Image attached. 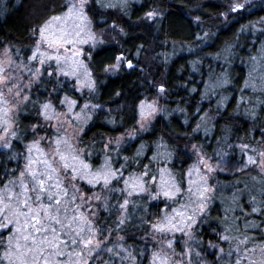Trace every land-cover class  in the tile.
<instances>
[{"label": "trees", "instance_id": "trees-1", "mask_svg": "<svg viewBox=\"0 0 264 264\" xmlns=\"http://www.w3.org/2000/svg\"><path fill=\"white\" fill-rule=\"evenodd\" d=\"M67 8V0H0V55L7 49L16 61H30L39 28ZM87 12L104 36L89 53V89L79 93L77 75H49V65L22 89L27 100L20 106L0 85V188L19 177L29 156H40L34 142L53 158L55 141H67L61 152L77 155L93 175H113L107 184L75 181L85 198L77 201L88 221L83 234L92 243L81 256L58 257L62 264H160L157 257L167 264H249L264 246V174L257 168L264 86L249 87L252 59L264 45V0H136L111 9L90 0ZM118 59L135 67L107 75ZM214 79L223 87L211 96L204 90ZM86 103L93 115L70 142L47 115ZM148 104L159 113L140 130ZM207 114L213 124L205 133L199 124ZM220 157L254 164L227 175L216 171ZM164 181L180 191L164 196ZM166 217L175 227H153ZM9 236L0 230V257Z\"/></svg>", "mask_w": 264, "mask_h": 264}, {"label": "snow or ice", "instance_id": "snow-or-ice-1", "mask_svg": "<svg viewBox=\"0 0 264 264\" xmlns=\"http://www.w3.org/2000/svg\"><path fill=\"white\" fill-rule=\"evenodd\" d=\"M86 2L87 0H78V3L69 6L66 13L50 17L39 28L40 38L36 42V51L39 52L40 46L44 45L57 53L47 56L40 53V64L55 60L58 66L61 63L67 65L68 71L60 69L65 76L76 73L79 65L75 56H78L79 52L75 50V46L85 42L79 37L87 20L83 11ZM77 20L80 21L79 24L76 23ZM61 49L65 52L63 56L59 54ZM69 52L72 53L71 56L67 55ZM31 59H36V53H33ZM2 71L3 69H0V72ZM38 73L39 69H37ZM7 84L8 77L0 76V85L7 86ZM8 90L11 92L12 89ZM2 95L3 93L0 92V96ZM48 107L49 105H44L45 109ZM61 143L67 144V141L56 140V147L51 153L53 158H50L49 154L38 146V142H34L35 150L40 156L38 158L29 156L19 177L9 180L4 183L3 188H0V230H10L7 247L0 260H6L7 264H62L58 257L73 254L81 256L92 243V239L83 234L84 225L88 221L79 211L81 205L77 204V201H83L85 198L80 194L75 181L86 179L92 184L103 178L104 183L107 184L109 175L113 174L98 172L93 175L89 171V165L79 160L77 155L61 152L59 148ZM31 151L30 148L29 152ZM162 190L164 196L172 197L180 191V188L176 186L175 191H172L167 181H164ZM191 191L190 188L189 192ZM200 196L203 197V192ZM176 215L184 218L182 212ZM172 219L166 217V224L153 227L158 231H164L165 227L171 224ZM187 219L192 220V217ZM171 226L175 227L174 224ZM77 245L82 246L79 253L75 252ZM65 249L72 251L66 253ZM157 259L160 260V264H167L166 258L157 257Z\"/></svg>", "mask_w": 264, "mask_h": 264}, {"label": "rangeland", "instance_id": "rangeland-1", "mask_svg": "<svg viewBox=\"0 0 264 264\" xmlns=\"http://www.w3.org/2000/svg\"><path fill=\"white\" fill-rule=\"evenodd\" d=\"M102 7L106 9H111L115 7L125 8L129 3L135 2L136 0H100ZM68 8L73 3H78V0H67ZM90 3V0H87L84 6V14L87 17V20L84 22L83 31L80 34L79 39L85 41L84 43H78L75 46V50H78L79 55L75 56V60L78 62V69L74 75L78 76L77 82L80 84L77 85V91L82 93L89 89L91 86V72L88 66V57L91 50L95 47L99 46L103 43L104 36L101 33H97L92 28V21L88 15L87 8ZM67 8V11H68ZM66 11V12H67ZM65 12V13H66ZM77 24L80 21H76ZM40 37H38L37 41ZM36 41V42H37ZM35 42V51L36 59L28 61L27 63L18 62L14 59L11 55L9 50L5 49L2 54L0 55V69H3L0 72V76L8 77V84L4 86L7 94L11 97L13 102H16L17 106H20L21 102L27 100L26 97H22V89L29 87V84L38 78L37 70L48 67L49 65V72L50 73H58L60 75V69L63 68L64 71H68L67 65L61 63L59 66L55 60L46 61L43 65L40 64V53H44L45 56L47 55H56L57 53L47 48L44 45H41L39 48V52L36 51L37 44ZM67 47V46H66ZM61 56L65 55L63 49H61L60 53ZM67 55L71 56L72 53L69 52ZM126 66V67H124ZM135 67L133 62H128L126 60L118 59L116 63L107 68L106 74L111 76L115 75L118 72L122 71L123 68H127L131 70ZM34 69V70H33ZM74 75H68V79L72 80ZM250 85L251 88H257L258 86H264V45L258 51V55L256 58L252 59L251 68H250ZM223 83L221 80L214 79L210 81L205 87V93L208 95L213 96V92L222 89ZM11 88V92L8 90ZM11 100V101H12ZM80 106L72 105L68 107H63V110L60 111H51L50 114L47 115L48 119L51 120L54 124L55 129L62 133L64 136H68L70 138V142H73L79 138L81 131H83L85 125L89 122L91 116L93 115L92 107L86 103ZM159 113L158 105H146L142 108L140 113V120H139V129L144 130L149 125L150 121ZM210 114H207L202 117L199 128L207 133L212 128L213 119H211ZM67 139V138H66ZM2 140V139H1ZM254 163L249 162L248 159L244 160L242 163L239 161H231L227 158L220 157L217 162L215 163L216 171L223 172L227 175H234L236 173H240L245 171L246 169L253 166ZM209 165V164H208ZM206 164V167H208ZM246 168V169H245ZM257 168L260 169L259 174L260 176L264 174V154L262 158L261 164L259 163ZM209 177V175H207ZM202 177H204L202 175ZM207 185V182L205 184ZM207 188V193L212 194L213 189L210 190L209 187ZM252 254V253H251ZM249 264H264V246L258 248L257 251H253V254L246 259Z\"/></svg>", "mask_w": 264, "mask_h": 264}]
</instances>
